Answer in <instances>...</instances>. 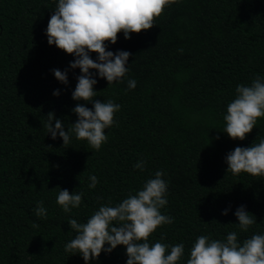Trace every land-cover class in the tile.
<instances>
[{
	"label": "trees",
	"instance_id": "1",
	"mask_svg": "<svg viewBox=\"0 0 264 264\" xmlns=\"http://www.w3.org/2000/svg\"><path fill=\"white\" fill-rule=\"evenodd\" d=\"M57 4L0 0V264H85L80 254L65 251L77 234L69 219L86 223L100 206H115L141 190L157 171L168 183L161 213L173 223L158 227L149 242L163 234V243H183L178 264H186L201 235L224 241L236 231L242 243L264 234V176L234 175L225 162L236 147L264 139V117L244 141L223 132L237 85L264 77V0H177L153 28L130 39L121 32L116 44L107 42V50L131 55L123 83L108 86L90 70L98 81L95 99L121 106L99 151L74 134L63 145L59 135L53 140L47 132L49 112L67 131L78 119L72 109L85 104L72 99L81 75L69 67L75 57L47 41ZM54 69L68 70L67 85ZM129 79L136 80L135 89H128ZM141 160L143 171L134 168ZM90 174L99 181L94 189L88 187ZM59 188L83 193L81 206L65 213L56 203ZM38 201L46 219L35 215ZM240 206L256 217L247 232L235 216ZM127 259L126 248L117 246L90 264Z\"/></svg>",
	"mask_w": 264,
	"mask_h": 264
},
{
	"label": "clouds",
	"instance_id": "2",
	"mask_svg": "<svg viewBox=\"0 0 264 264\" xmlns=\"http://www.w3.org/2000/svg\"><path fill=\"white\" fill-rule=\"evenodd\" d=\"M177 0H58L51 15L46 36L49 45H55L66 54L73 55L71 69H80L74 101L91 103L92 108L77 103L72 111L78 119L65 131L64 122L55 117L54 112L47 114V132L55 140L57 135L68 145L72 134L78 140L87 141L88 145L99 151L108 136L105 130L114 126L115 114L121 106L112 100L95 99V70L98 76L108 82L123 83L129 71L128 51L112 52L107 50V42L116 44L118 34L123 32L125 39L131 33H140L155 26L165 9ZM182 52L183 49H180ZM96 54V59L91 58ZM68 70L54 69L55 78L62 84H68ZM136 80L129 79L128 89H135ZM59 96V90L53 93ZM264 117V77L257 75L250 85H237L236 96L227 106L224 116V133L233 140L244 141L252 132L257 119ZM53 121L55 125L53 127ZM218 138V137H217ZM227 172L234 175L247 173L254 177L264 176V139L248 147H236L226 157ZM145 162H137L134 168L144 170ZM58 167V166H55ZM165 173L157 171L154 178L148 179L141 190L129 194L115 206L102 205L86 223L69 219L70 229L77 234L65 244V251L80 254L85 264L99 258L102 252L111 253L117 246L126 248V264H178L184 256L183 243L169 245L161 241L150 244V236L158 227L173 223V218L161 213L167 201L168 183L163 178ZM88 187L94 189L99 183L97 176L89 175ZM60 189V188H59ZM83 193L60 189L56 203L65 213L82 204ZM35 215L47 218V209L43 201H38ZM228 209L222 212L227 215ZM238 227L242 232L257 223L254 214L240 206L235 211ZM255 217V218H254ZM38 227V225H34ZM108 245L109 247H105ZM186 264H264V234H254L251 238L238 241L236 231L229 232L226 240L210 239L201 235L196 238Z\"/></svg>",
	"mask_w": 264,
	"mask_h": 264
}]
</instances>
